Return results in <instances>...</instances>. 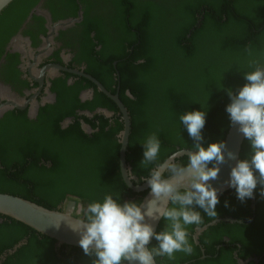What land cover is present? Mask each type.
Here are the masks:
<instances>
[{
	"label": "trees",
	"instance_id": "trees-1",
	"mask_svg": "<svg viewBox=\"0 0 264 264\" xmlns=\"http://www.w3.org/2000/svg\"><path fill=\"white\" fill-rule=\"evenodd\" d=\"M226 1L216 2L221 8L219 12L211 11L209 17L206 13L205 19L209 20L207 26L192 31L188 37L189 32H183L182 39L186 42L180 49L167 48L171 41L166 40L163 26L161 29L155 26L150 32L149 28L140 27L139 31H143L145 36L139 39V46L135 47L139 53H130L127 47L118 43L117 54L124 58L118 63L120 96L131 121L125 159L131 168V175L136 179L132 181L134 184L143 183L155 167L154 164L147 167L140 165L144 151L142 144L150 134L155 133L160 141L159 162L179 150L191 149L194 141L179 119L186 111L205 112V125L201 130L202 146L224 142L231 123L225 110L230 103L227 91L231 90L235 94L247 83L244 73L254 70L249 67L252 61L264 67V0H240L239 7H233L235 1H229L228 9ZM36 2L13 0L0 12V39L2 31L7 27H17L19 18L27 16ZM225 9L229 11L228 16L225 15ZM149 14L148 18L153 17L152 12ZM249 46L251 55L246 51ZM145 49L151 52L149 58L146 57ZM167 50L170 52L167 66L174 69L169 74H166L164 56ZM142 55H145L144 62L136 63L135 59ZM113 83L118 82L114 79ZM127 88L133 98L123 93ZM98 126V130L90 136L82 134L75 145L67 143L63 134L59 145H51L45 136L39 138L34 146L40 148L34 149L32 156L35 160L41 157L49 162L11 175L23 185L17 182L19 188L15 190L0 187V193H11L46 208L65 211L66 205L61 203V199L64 192H68L70 195L66 198L74 202L72 214L75 217L82 216L81 207L86 209L93 201L102 202L105 195H112L114 199L119 196L118 202L121 204L128 202L125 198L135 196L133 202L140 203L147 190L133 192L122 180L119 170L118 133L123 127L122 123L116 121L111 125L106 120ZM4 129L5 132L0 131L2 158L7 151L11 154L20 143L18 136V140L11 144L16 134H12L13 128ZM250 152V142L245 138L239 159L249 158ZM187 160L186 154L176 157L179 164L186 165ZM24 173L31 179L27 183H23ZM34 175L36 177L33 178ZM5 182H9L6 172L0 170V185L5 187ZM262 188L264 186L257 185L253 202L250 198L240 201L232 187L224 191L218 197L219 203L215 209L217 217L226 214L242 222L220 221L206 226L198 236L199 245L192 238L197 225H190L187 231L192 253L177 252L172 260L167 256L156 257V264H231L229 258L235 264L236 260L230 251L236 248L239 256L244 258L247 255L243 254V247L255 250L259 259L257 263L250 264H264ZM251 203L254 208H251ZM194 210L200 212L204 221L199 227L213 219L207 217L198 206ZM165 223L161 219L157 233L164 229ZM225 236L227 240L223 239ZM233 243H238L240 247ZM16 244L19 246L11 249ZM157 244L153 238L149 247ZM218 244H222V247L217 248ZM94 259V255H85L80 248L56 243L54 239L25 224L0 215V264H92Z\"/></svg>",
	"mask_w": 264,
	"mask_h": 264
},
{
	"label": "flooded vegetation",
	"instance_id": "flooded-vegetation-1",
	"mask_svg": "<svg viewBox=\"0 0 264 264\" xmlns=\"http://www.w3.org/2000/svg\"><path fill=\"white\" fill-rule=\"evenodd\" d=\"M229 1H235L233 7L240 6V0H228L225 2L227 9ZM216 2L220 0H37L27 16L19 18L17 27L5 28L0 39V131L5 132V127L13 128L11 132L16 134V138L11 144L18 140V136L20 142L11 154L7 151L4 158L0 156V170L6 172L9 180L4 183L5 187H0L18 189L21 181L12 176L49 162L41 157L35 160L32 156L34 149L40 148L34 146L39 138L45 136L51 145H59L63 134L67 143L75 145L82 134L90 136L96 132L101 122L107 120L112 125L119 121L123 125L117 102L99 87L110 95H116L126 108L120 96L118 63L124 58L117 54L118 43L121 42L130 53H139L135 47L145 36L143 31H139L140 27L149 28L150 32L155 26L159 29L163 26L166 40L171 41L167 48L180 49L186 42L182 39L185 30L189 32L187 37L190 36L192 31L208 25L206 13L209 17V12L221 10ZM227 9L225 15L228 16ZM150 12L153 17L148 18ZM70 19L74 21L69 25H58ZM144 51L149 58L151 52L148 49ZM165 55L166 74H169L174 69L167 66L170 58L168 50ZM144 58L145 55L137 57L135 62L143 63ZM114 79L118 83L114 84ZM123 93L133 98L128 88ZM128 116L130 120L129 112ZM3 145L6 147V144ZM126 166L131 181L136 180L131 175L130 166L127 163ZM30 180L24 173L23 183ZM69 195L64 192L61 199L66 207L72 201L66 198ZM134 200L135 196L125 198L128 202ZM250 201L253 202V198ZM251 208H254L253 203ZM225 217L231 216L225 214L210 222ZM204 226L194 227L192 238ZM193 242L199 245L198 237L196 240L193 238ZM233 244L238 246V243ZM230 254L235 258V264L259 261L255 250L246 247H243V254L247 255L244 258L239 256L236 248ZM228 261L232 264L230 258Z\"/></svg>",
	"mask_w": 264,
	"mask_h": 264
},
{
	"label": "clouds",
	"instance_id": "clouds-1",
	"mask_svg": "<svg viewBox=\"0 0 264 264\" xmlns=\"http://www.w3.org/2000/svg\"><path fill=\"white\" fill-rule=\"evenodd\" d=\"M246 51L251 55V47ZM252 71L244 73L247 81L233 94L227 91L230 103L226 106L230 122L239 125L238 131L250 142V156L237 159L231 167L229 187L237 198H252L257 185L264 186V67L258 62L249 64ZM194 144L186 152L187 164L176 162L175 154L158 161L160 141L155 133L144 141L140 165L154 164L147 181L151 199L144 205L137 202H118L119 196L105 195L102 202L93 201L82 216L71 218L69 227L79 233V245L85 255H94L92 264H156V257L175 259V253L191 254L187 227L204 221L195 206L209 218H216L219 203L217 189L209 183L218 178L219 165L226 162L223 141L202 146L201 130L205 125L204 111H186L179 117ZM227 159H236L231 151ZM212 165L209 167V165ZM167 173V175H165ZM261 194L264 195V188ZM165 220V227L155 232L148 221ZM59 224H55L59 227ZM158 244L149 247L152 239Z\"/></svg>",
	"mask_w": 264,
	"mask_h": 264
},
{
	"label": "water",
	"instance_id": "water-1",
	"mask_svg": "<svg viewBox=\"0 0 264 264\" xmlns=\"http://www.w3.org/2000/svg\"><path fill=\"white\" fill-rule=\"evenodd\" d=\"M13 0H0V12ZM74 20H67L64 22L58 23L59 26L69 25ZM101 90H103L107 95H109L112 99H114L121 112L123 118V129L120 132V147H119V167L120 174L122 180L134 192L147 190L146 194L143 196L141 202L139 204L144 205L149 199H151V190L147 183V181L135 185L131 181V177L129 176V171L127 170L126 162H125V152L128 143V137L130 132V120L128 116V112L126 108L121 104V102L117 99L116 95H110L106 92L101 86H99ZM239 125H233L230 123L228 127V132L225 136V159L226 162L224 164L219 165L220 171L218 174V178L215 180H210L209 183L213 188L217 189L218 197L226 190L230 189L228 185V181L230 179V170L231 167L235 166L236 160L239 159L241 147L245 140L242 133L238 131ZM189 149L179 150L175 154V157H179L181 155H185ZM231 151L236 159L228 160L227 152ZM187 155V154H186ZM74 202L71 201L67 204L65 211H61L59 209H49L42 205H39L30 200L24 199L19 196H15L8 193H0V215L9 217L16 221H19L30 228L34 229L36 232L48 236L56 241V243L66 244L73 247L80 248L79 239L80 235L78 232L73 231L68 223H73V221L69 218H76L73 216ZM162 219V218H161ZM161 219L156 221L149 220L148 222L152 224L154 231L156 232L157 227L161 221ZM224 221V222H233L231 217L219 218L215 219L211 222H208L204 227L198 229L196 233H194V239L198 237V234L202 232L206 228V226H210L215 222ZM59 224V227H56L55 224Z\"/></svg>",
	"mask_w": 264,
	"mask_h": 264
}]
</instances>
